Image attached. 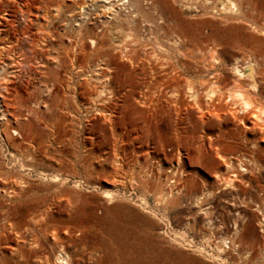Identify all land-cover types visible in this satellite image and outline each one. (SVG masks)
<instances>
[{
  "label": "rangeland",
  "instance_id": "374dc122",
  "mask_svg": "<svg viewBox=\"0 0 264 264\" xmlns=\"http://www.w3.org/2000/svg\"><path fill=\"white\" fill-rule=\"evenodd\" d=\"M134 1L135 43L120 1L0 0V264H264V0L241 13L156 0L155 29ZM82 6L118 20L75 42L66 20ZM249 63L255 89L234 77ZM96 65L110 80L79 85ZM213 73L218 83L199 84Z\"/></svg>",
  "mask_w": 264,
  "mask_h": 264
},
{
  "label": "bare ground",
  "instance_id": "6f19581e",
  "mask_svg": "<svg viewBox=\"0 0 264 264\" xmlns=\"http://www.w3.org/2000/svg\"><path fill=\"white\" fill-rule=\"evenodd\" d=\"M72 1H74V0H72ZM101 1V3L100 4H98L97 6L99 7V6H102V7H104V8H108V9H110V8H112L113 6H115L114 5V1H120L122 4H125L126 3V7L128 6V11H127V13L125 14V18H124V21L125 22H127V29H124V31L126 32V37H125V42H128L129 40H131L132 41V39L134 40V38H133V34L135 35V33L133 32V33H130V31L132 32L133 31V29L132 28H134V30H135V28H136V26L137 25H140L141 23V21H140V19H139V14L140 13H138L139 12V10H137V6L135 5V1L134 0H100ZM139 1V0H138ZM164 1V0H163ZM174 1H176V0H174ZM177 1H179V3L183 6V7H185V8H189V6L191 5V4H194L195 2L198 4V5H200V6H208L207 4H206V1L207 0H177ZM225 1V4L226 5H228V6H225V4H223V6H221V7H216V5H214V6H212V7H210V10H209V12H212V11H218L219 13H229V12H231V11H233V12H235V10L237 11L236 13H241L240 11H241V8L243 7V3L244 2H247V4L249 3L248 2V0H224ZM160 2V1H159ZM120 3V4H121ZM139 3V2H138ZM146 3H147V6L150 8V10H154V13H155V16H154V18H152V20L151 21H153L152 22V24H150V25H152V28H156L157 26H159V24L160 23H158L157 21H156V18H161V16H160V11L158 12V9H159V7H158V9H157V12H155V10H156V8H157V1L156 0H146ZM119 4V3H118ZM141 4V3H140ZM161 4V3H160ZM245 4V3H244ZM247 4H246V6H247ZM159 5V4H158ZM124 6V5H123ZM160 6V5H159ZM102 7H100V8H102ZM161 7V6H160ZM114 8V7H113ZM244 9V8H243ZM242 9V10H243ZM100 10V9H99ZM205 10V9H204ZM245 10V9H244ZM244 10H243V12H244ZM104 10H102V12H103ZM110 11H112L111 9H110ZM136 11V12H135ZM206 11V10H205ZM95 11H94V7L93 8H90V7H86L85 8V6H82V12L81 13H79L78 15L77 14H74L75 13V10H74V13L70 10L69 11V13L71 14V15H67V20H66V22H69L70 20L72 21V24H74L76 27H77V32H78V37L77 38H75V42H76V39H78L80 36H81V34L82 33H86V32H90V31H92V32H94V27H96V30L97 31H101L102 29H104V28H106L107 29V27L109 26V22H110V20H112L113 18L115 19V21H117L118 20V13H116V12H113L112 13V16H110L109 17V19H101L100 18V16L98 17L97 15H99V13H96L97 15H95V13H94ZM108 13V12H107ZM235 13V14H236ZM162 14V13H161ZM77 15V17L75 18V16ZM105 15V14H104ZM107 15V14H106ZM241 15H244V14H241ZM153 16V15H152ZM151 16V17H152ZM164 16V15H163ZM108 17V16H107ZM149 19V18H148ZM148 19H147V21H148ZM160 20H162V19H160ZM150 21V22H151ZM163 21V20H162ZM149 22V23H150ZM114 23V22H113ZM147 23V22H146ZM162 23V22H161ZM148 24V23H147ZM149 25V24H148ZM260 26V25H259ZM111 27H113V26H111ZM258 28V27H257ZM259 28H261V27H259ZM0 29H2V28H0ZM128 30V31H127ZM149 30H151V28L149 27ZM259 30V29H258ZM154 30H151V33L153 32ZM167 36H168V34H166ZM165 35V36H166ZM171 39H170V44H172L173 45V47H176L177 46V44H179L180 43V41L182 40L180 37H178L177 39L176 38H174V36H169ZM137 38L138 37H135V40H134V43L137 41ZM87 39H88V42L89 43H91V44H93L94 43V41H95V39H94V37L92 36H90V35H87ZM75 42H74V44H75ZM179 42V43H178ZM213 42H215V41H213ZM80 44V43H79ZM217 44V43H216ZM122 45V44H121ZM120 45V46H121ZM126 45V44H125ZM156 46V45H155ZM213 48H215V46H213ZM156 49H158V50H160L161 51V53L163 52L164 54H159V53H152V56L154 57V62H156V63H158V64H160V65H163V64H165V63H167V61H169V59L167 58V55H166V53H169V51L168 50H166L164 47H162L161 45H157L156 46ZM171 49H174V48H171ZM217 50V49H216ZM126 51H128V48H126ZM215 51V50H214ZM156 52V51H155ZM214 54H215V52H213ZM211 54V53H210ZM209 54V55H210ZM217 54V53H216ZM215 54V55H216ZM178 56V55H177ZM213 56V57H212ZM210 57V56H209ZM208 57V58H209ZM211 57L212 58H215L214 57V55H211ZM218 58H219V56H217ZM216 57V58H217ZM125 58V57H124ZM202 58V57H201ZM205 58V57H204ZM204 58H202V60L204 59ZM243 58V57H242ZM211 59V58H210ZM184 60V59H183ZM201 60V59H200ZM206 60V59H205ZM218 60V59H217ZM204 61V60H203ZM211 62L213 61L212 59L210 60ZM215 61V60H214ZM220 61V60H219ZM221 61H222V59H221ZM220 61V62H221ZM240 61V60H239ZM201 62V61H200ZM209 62V61H208ZM208 62H207V64H208ZM203 63V62H202ZM206 63V62H205ZM245 63V62H244ZM97 64H99V63H97ZM193 64H195V63H193ZM198 64V63H197ZM201 64V63H200ZM234 64V63H233ZM232 64V65H233ZM92 65V64H91ZM244 65V67H243V69H238V67L237 68H235V71H234V73H235V80L237 81V80H240V78H241V76H244V74H247L248 76H249V78L251 79V82H250V88H252V89H255L256 87H258V82H257V79H256V75H255V73H254V71H253V65L251 64V63H249V64H243ZM94 66V65H93ZM97 66V65H96ZM195 66V65H194ZM198 66V65H197ZM204 66V65H203ZM212 66V65H211ZM87 67V66H86ZM88 67H89V65H88ZM104 66H102V65H98L96 68H92V69H88V70H80L79 71V75L80 76H78L79 78H81V79H83V82H81L80 81V84L79 85H81V84H85L86 86H93V84L94 83H96V82H102V83H106L107 81H109L110 80V78H111V76H109V75H107L106 73H105V75H102V74H104V73H101V72H98L100 69H102ZM160 67H162V66H160ZM202 67V66H201ZM90 68V67H89ZM97 69V70H96ZM198 69H200V67L198 68ZM231 70V69H230ZM234 70V69H233ZM232 73V72H231ZM200 74V73H199ZM214 74V76H213V78L214 79H211L210 77H208V78H206V79H197V81L199 80V84L202 86V84L203 85H206V83H212V84H216V83H218L219 82V80H218V78L220 77H218L217 75H215V73H213ZM221 74V73H220ZM234 75V74H233ZM201 76V75H200ZM197 77V76H196ZM199 77V76H198ZM203 77V76H202ZM233 79V78H232ZM80 80V79H79ZM231 80V79H230ZM234 80V79H233ZM172 81H174L175 83H177L176 82V78H173L172 79ZM196 81V80H195ZM197 81L195 82V83H197ZM221 82V81H220ZM225 82V81H224ZM235 81H233V83H234ZM195 83H193V82H189L187 85H186V88L188 89V96H189V98H191V99H195L196 101H197V99L199 98V94L198 93H196V92H193V89L195 88V85H198V83L197 84H195ZM195 84V85H194ZM223 84V83H222ZM224 85V84H223ZM246 87V86H245ZM244 87V88H245ZM218 88H220V87H218ZM247 88L248 87H246L245 89L247 90ZM47 89H49V88H47ZM242 89V88H241ZM111 90V89H110ZM244 90V89H243ZM109 91V90H108ZM250 90H248V92H249ZM49 92V91H48ZM100 92V91H99ZM110 92H112V91H110ZM244 91H242V90H239L238 92H236L235 91V95L237 94V97L239 96V97H241V102H242V107H245V108H247V107H252V100H250V97H248L247 95V97H245L243 94H245V93H243ZM231 93V92H230ZM233 93V92H232ZM94 94V96L91 98V101L93 100H95V99H97V98H100L99 96H101V93H93ZM110 94V93H109ZM221 95V96H223V92L221 91V90H219V89H211L208 93H207V96L208 97H213V96H215V95ZM106 95V94H105ZM111 96H112V94H111ZM227 97V96H226ZM234 98V97H233ZM232 99V98H231ZM239 100H240V98H239ZM92 101V102H93ZM91 102V103H92ZM255 102V101H254ZM88 103H90V102H88ZM90 103V104H91ZM193 103V102H192ZM197 103H199V101L197 102ZM94 104V103H93ZM1 106L3 107V103H1ZM92 106H94V105H92ZM91 106V107H92ZM213 108L215 109V110H217V111H215V112H217L218 113V105H214L213 106ZM3 111H2V119H4V122L5 123H10V120L7 118V116H8V109H6V108H4V109H2ZM87 110H90V109H88L87 108ZM92 110V109H91ZM209 110V109H208ZM207 110V111H208ZM96 111V110H95ZM213 111V110H212ZM241 111V110H240ZM214 112V113H215ZM217 113H215V114H217ZM260 113L262 114L261 116L262 117H264V109H263V111L261 110L260 111ZM220 114V113H219ZM219 114H217V115H219ZM258 114V113H257ZM259 115V114H258ZM261 116L259 117V119L261 118ZM256 118H257V116H256ZM263 119L264 118H262L261 120L263 121ZM180 158V157H179ZM179 160V159H178ZM229 166V165H228ZM171 171V174H172V176H175L176 174H177V170H174V171H172V170H170ZM219 174H220V172L218 173V174H216L215 175V177H217V176H219ZM222 175V174H221ZM233 178H230L229 177V179L226 181V183H227V185L228 184H231V180H232ZM170 182L172 183V182H175V179L174 178H171L170 179ZM225 183V184H226ZM5 192V190H4V188H2V187H0V192ZM162 196V198H163V200L164 201H167V200H171V201H175V198H176V194H173V192L172 193H169V191L167 192V193H163V194H161ZM174 195V196H173ZM199 199V198H198ZM262 203H258V205H257V207H259V209L261 210L262 209V207H260V206H262L261 205ZM260 213H261V211H260ZM263 214V213H262ZM36 216V215H35ZM264 219V218H263ZM65 255H67V254H65ZM63 256V255H62ZM65 257L66 256H64V259H65ZM63 258V257H62ZM40 260V259H39ZM67 261V260H66ZM67 263V262H66Z\"/></svg>",
  "mask_w": 264,
  "mask_h": 264
}]
</instances>
